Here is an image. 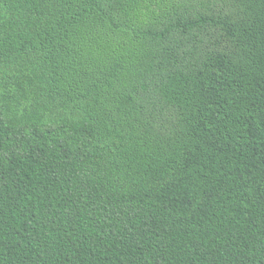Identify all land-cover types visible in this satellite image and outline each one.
Here are the masks:
<instances>
[{"label":"trees","instance_id":"1","mask_svg":"<svg viewBox=\"0 0 264 264\" xmlns=\"http://www.w3.org/2000/svg\"><path fill=\"white\" fill-rule=\"evenodd\" d=\"M0 264H264V0H0Z\"/></svg>","mask_w":264,"mask_h":264}]
</instances>
